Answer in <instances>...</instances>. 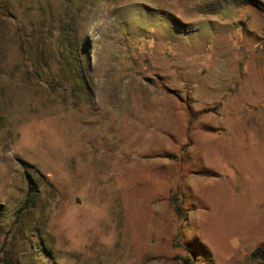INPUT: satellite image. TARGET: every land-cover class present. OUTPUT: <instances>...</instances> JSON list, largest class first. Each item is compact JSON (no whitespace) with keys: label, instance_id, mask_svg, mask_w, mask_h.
Wrapping results in <instances>:
<instances>
[{"label":"rangeland","instance_id":"374dc122","mask_svg":"<svg viewBox=\"0 0 264 264\" xmlns=\"http://www.w3.org/2000/svg\"><path fill=\"white\" fill-rule=\"evenodd\" d=\"M0 264H264V0H0Z\"/></svg>","mask_w":264,"mask_h":264}]
</instances>
